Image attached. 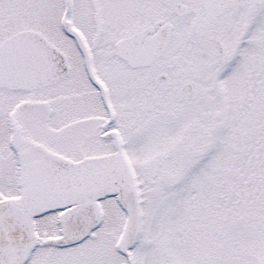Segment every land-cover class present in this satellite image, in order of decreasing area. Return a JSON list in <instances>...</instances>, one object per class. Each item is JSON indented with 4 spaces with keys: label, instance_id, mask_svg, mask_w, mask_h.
<instances>
[{
    "label": "snow or ice",
    "instance_id": "6c2138e0",
    "mask_svg": "<svg viewBox=\"0 0 264 264\" xmlns=\"http://www.w3.org/2000/svg\"><path fill=\"white\" fill-rule=\"evenodd\" d=\"M0 264H264V0H0Z\"/></svg>",
    "mask_w": 264,
    "mask_h": 264
}]
</instances>
